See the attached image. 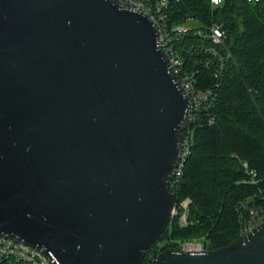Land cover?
<instances>
[{
	"label": "water",
	"instance_id": "95a60500",
	"mask_svg": "<svg viewBox=\"0 0 264 264\" xmlns=\"http://www.w3.org/2000/svg\"><path fill=\"white\" fill-rule=\"evenodd\" d=\"M190 105L146 15L0 0V236L50 264H142L172 218ZM151 264H264V222Z\"/></svg>",
	"mask_w": 264,
	"mask_h": 264
},
{
	"label": "trees",
	"instance_id": "16d2710c",
	"mask_svg": "<svg viewBox=\"0 0 264 264\" xmlns=\"http://www.w3.org/2000/svg\"><path fill=\"white\" fill-rule=\"evenodd\" d=\"M174 6V23L184 21L189 10L206 26L225 31L236 66L226 64L212 111L215 124L195 130L190 154L174 187L178 214L145 252L142 264H151L160 252L178 250V244L185 241L203 239L206 250L230 245L239 237L237 205L258 188L264 190V0L257 4L223 0L218 6H211L209 0H182ZM191 44L208 45L189 37L177 45L186 50ZM182 55L189 71L195 69L198 56L189 58L185 51ZM196 69L197 85L204 90L212 83V72ZM244 162L256 174L255 186L249 183ZM187 198L191 203L186 226H181L178 206ZM160 242L162 247L157 250Z\"/></svg>",
	"mask_w": 264,
	"mask_h": 264
},
{
	"label": "built area",
	"instance_id": "2783aa9c",
	"mask_svg": "<svg viewBox=\"0 0 264 264\" xmlns=\"http://www.w3.org/2000/svg\"><path fill=\"white\" fill-rule=\"evenodd\" d=\"M117 5L129 8L146 15L156 26L159 34V48L165 53L175 75L190 98V110L186 126L183 130L181 142V157L177 167L176 175L170 182L174 190L182 175L184 162L188 158L193 144L195 130L202 126L215 124L213 108L218 98L226 64L233 62L232 54L226 45V33L217 26H206L191 11H186L184 21L174 23L176 13L174 5L182 0H114ZM211 6H218L223 0H209ZM247 4H257L260 0H245ZM185 15V14H184ZM179 19V14L177 15ZM187 37L199 38L205 44H191L188 49L178 47ZM189 58L198 56L194 62L195 69L189 71L183 52ZM197 67L211 70L213 80L210 86L204 90L197 85ZM243 168L249 176V183L255 186L256 174L248 170L246 162ZM175 191V190H174ZM190 199H185L179 204L181 216L179 224L186 226L188 207ZM239 219V236L249 233L255 226L264 222V190L258 188L252 195L246 197L237 205ZM178 214L176 203L172 211V217ZM183 222V224H181ZM178 250L185 252H202L205 249L204 240L185 241L178 244ZM0 264H50L45 257L36 250L15 243L0 236Z\"/></svg>",
	"mask_w": 264,
	"mask_h": 264
},
{
	"label": "rangeland",
	"instance_id": "374dc122",
	"mask_svg": "<svg viewBox=\"0 0 264 264\" xmlns=\"http://www.w3.org/2000/svg\"><path fill=\"white\" fill-rule=\"evenodd\" d=\"M192 138H193V141H194V135H193ZM181 224H183V222H181ZM161 243H163V242L158 243V245H157V247H156L157 250L160 249V248L162 247V244H161Z\"/></svg>",
	"mask_w": 264,
	"mask_h": 264
}]
</instances>
